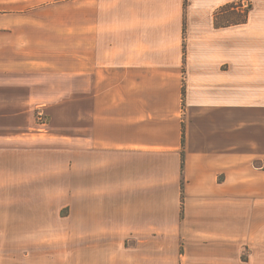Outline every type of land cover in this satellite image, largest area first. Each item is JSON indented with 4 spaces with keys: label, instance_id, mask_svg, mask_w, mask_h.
<instances>
[{
    "label": "crops",
    "instance_id": "0c3cea01",
    "mask_svg": "<svg viewBox=\"0 0 264 264\" xmlns=\"http://www.w3.org/2000/svg\"><path fill=\"white\" fill-rule=\"evenodd\" d=\"M238 1L0 0V264H264V0L214 25Z\"/></svg>",
    "mask_w": 264,
    "mask_h": 264
},
{
    "label": "rangeland",
    "instance_id": "374dc122",
    "mask_svg": "<svg viewBox=\"0 0 264 264\" xmlns=\"http://www.w3.org/2000/svg\"><path fill=\"white\" fill-rule=\"evenodd\" d=\"M250 3L248 0L244 4ZM70 181L60 177V180L53 178L50 172V203H49V256L50 259L60 258V247L62 253L71 261L72 258V234L69 229L60 232V215L72 214L71 202V185ZM68 224L64 226H71V218ZM167 264V263H166Z\"/></svg>",
    "mask_w": 264,
    "mask_h": 264
},
{
    "label": "trees",
    "instance_id": "16d2710c",
    "mask_svg": "<svg viewBox=\"0 0 264 264\" xmlns=\"http://www.w3.org/2000/svg\"><path fill=\"white\" fill-rule=\"evenodd\" d=\"M249 9L250 3L244 4L242 1L220 6L214 12V25L216 27H226L244 24L248 19Z\"/></svg>",
    "mask_w": 264,
    "mask_h": 264
}]
</instances>
